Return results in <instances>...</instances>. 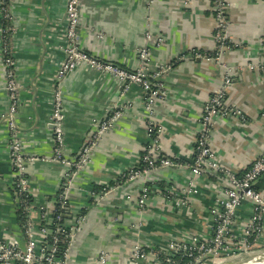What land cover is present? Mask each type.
Wrapping results in <instances>:
<instances>
[{"label": "crops", "instance_id": "0c3cea01", "mask_svg": "<svg viewBox=\"0 0 264 264\" xmlns=\"http://www.w3.org/2000/svg\"><path fill=\"white\" fill-rule=\"evenodd\" d=\"M153 0L147 10L144 0H82L77 26L82 49L101 59L133 69L138 65L137 49L148 44L149 63L168 64L163 74V90L153 104V120L163 127L162 153L175 159H188L198 128V119L210 93L225 75L217 61L203 57L179 56L191 49L214 51L215 20L210 0ZM226 19L231 47L222 62L235 66L264 59V0H227ZM66 0H7L10 19L0 10V232L5 227L19 234L8 161L6 123L2 119L9 100L1 59V37L8 27L9 45L15 62V78L20 106L17 115L22 150L27 155L46 157L31 161L26 171L31 197L38 204H53L62 179L64 165L52 157L51 94L52 78L62 57ZM150 17L153 39L146 40L145 26ZM7 26H4L6 25ZM161 38L155 44L154 38ZM64 111V155L72 158L91 129L112 106L129 105L112 127L98 139L87 162L73 181L70 199L89 208L94 186L113 182L121 167L138 161L145 142V92L131 84L120 94L119 83L111 76L78 66L61 82ZM224 104L239 109L243 120L233 115L216 117L211 144L221 161L243 169L264 151V69L233 71ZM189 172L171 165L157 171L156 177L181 187ZM149 178H155L149 176ZM150 180V179H149ZM141 180L112 189L93 206L92 215L76 235L69 264H98L101 249L111 252L106 264L128 260L136 239L167 236L173 232V207L150 197L142 214L154 221L144 234L126 229L138 217L136 207L125 195L136 193ZM263 184V183H262ZM194 205L203 213L200 199ZM90 209V208H89ZM116 217V218H115ZM35 221L38 215L33 213ZM179 221V220H178ZM187 223L186 221H183ZM155 224V225H154Z\"/></svg>", "mask_w": 264, "mask_h": 264}, {"label": "built area", "instance_id": "2783aa9c", "mask_svg": "<svg viewBox=\"0 0 264 264\" xmlns=\"http://www.w3.org/2000/svg\"><path fill=\"white\" fill-rule=\"evenodd\" d=\"M148 9L153 0H144ZM187 0H184V3ZM215 20L213 33L214 51L201 53L191 49L179 56L203 57L217 61L224 69L221 84L215 88L204 103L198 119V128L188 159L179 160L162 153L164 129L153 120V104L163 90V74L170 68L168 64L149 63L148 44L137 49L138 65L126 68L117 63L101 59L82 49L78 42L77 26L82 0H66L65 25L63 34L62 60L52 78L51 113L52 157L50 160L64 165L62 179L53 204H38L31 197V184L26 164L31 161L46 160V157L27 155L22 150L17 115L20 99L17 93L15 62L9 45L6 28L2 30L1 59L5 75V89L9 105L2 119L6 123L8 161L11 175L8 180L13 189L14 207L19 219L20 233L17 235L5 227L0 232V264H69L78 228L87 220L88 210L98 206L112 189L141 180L135 194L128 192L125 198L134 204L138 217L126 226L137 235L144 234L153 227V220L142 216L148 208L150 197L157 196L162 203L173 207L175 219L173 232L165 236L136 239L130 247L128 260L120 264H234L242 257L264 251V151L257 155L247 167L235 169L225 165L211 144V134L216 117L233 115L243 120L239 109L228 108L224 104L226 90L231 84L233 71L264 69V59H253L229 66L222 62L223 53L231 47L228 21L226 19L227 0H210ZM7 0H0L3 19L9 20ZM146 40L153 39L150 17L145 26ZM160 44L161 38H154ZM78 66L87 67L113 77L124 94L131 84H137L145 92V142L138 161L129 167H121L113 182L101 184L97 190L91 189L87 210L84 204L73 203L70 199L73 181L87 162L91 149L98 139L122 116L129 105L121 104L108 108L101 119L91 123L79 151L72 158L64 155V111L61 82ZM177 165L189 172L186 182L175 187L168 181L157 178V171L163 167ZM155 178H149V176ZM150 179V180H149ZM263 183V184H262ZM204 205L203 213H198L196 200ZM33 213L38 215L37 221ZM69 215V216H67ZM71 218L66 223L64 218ZM116 218V217H115ZM154 217V221H155ZM179 220V221H178ZM186 221L187 223H184ZM68 225H66V224ZM111 252L101 249L97 255L98 264H106Z\"/></svg>", "mask_w": 264, "mask_h": 264}, {"label": "bare ground", "instance_id": "6f19581e", "mask_svg": "<svg viewBox=\"0 0 264 264\" xmlns=\"http://www.w3.org/2000/svg\"><path fill=\"white\" fill-rule=\"evenodd\" d=\"M234 264H264V251L250 255L245 262Z\"/></svg>", "mask_w": 264, "mask_h": 264}, {"label": "trees", "instance_id": "16d2710c", "mask_svg": "<svg viewBox=\"0 0 264 264\" xmlns=\"http://www.w3.org/2000/svg\"><path fill=\"white\" fill-rule=\"evenodd\" d=\"M4 26H7V24L6 25H4ZM8 28V27H7ZM10 31H8V33H9ZM7 32H6V34H7V37H9ZM99 188V186H94V189L95 190H97ZM55 203V202H54ZM96 207V206H95ZM84 208L87 210V206H84ZM93 210V209H92ZM94 213V212H93ZM92 213V211H91V209H89L88 210V215H87V220L90 218V216L93 214ZM70 219L71 218H69V217H67V218H64V221L66 222V223H68V222H70ZM86 220V221H87ZM17 221L19 222V219H18V217H17ZM65 223V224H66ZM86 223V222H85ZM85 223L83 224V225H81L79 228H78V230L76 231V234H75V238H76V235L80 232V230L85 226ZM153 223H154V221H153ZM66 225H68V224H66ZM155 225V224H154ZM75 238H74V240H75ZM75 242V241H74Z\"/></svg>", "mask_w": 264, "mask_h": 264}, {"label": "rangeland", "instance_id": "374dc122", "mask_svg": "<svg viewBox=\"0 0 264 264\" xmlns=\"http://www.w3.org/2000/svg\"><path fill=\"white\" fill-rule=\"evenodd\" d=\"M259 252H262V251H259L258 250V252H256V253H259ZM243 259H242V261L241 262H245L248 258H245V257H242ZM240 263V262H239Z\"/></svg>", "mask_w": 264, "mask_h": 264}, {"label": "water", "instance_id": "95a60500", "mask_svg": "<svg viewBox=\"0 0 264 264\" xmlns=\"http://www.w3.org/2000/svg\"><path fill=\"white\" fill-rule=\"evenodd\" d=\"M67 216H69V215H67Z\"/></svg>", "mask_w": 264, "mask_h": 264}]
</instances>
